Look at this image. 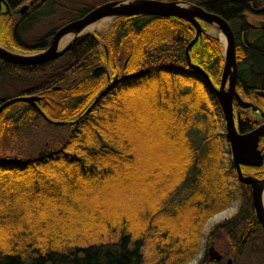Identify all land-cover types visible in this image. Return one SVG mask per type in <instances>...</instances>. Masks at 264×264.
Segmentation results:
<instances>
[{
    "label": "trees",
    "instance_id": "16d2710c",
    "mask_svg": "<svg viewBox=\"0 0 264 264\" xmlns=\"http://www.w3.org/2000/svg\"><path fill=\"white\" fill-rule=\"evenodd\" d=\"M177 1L229 22L236 90L264 111V25L246 18L264 15V1ZM97 5L77 9L70 19ZM194 35L178 17L121 16L110 36L83 34L55 60H0V83L40 79L14 96L44 95L37 106L67 128L65 136L28 154H6L25 127L45 120L23 102L19 111L7 115L15 103L0 114V264H185L195 256L206 220L231 205L242 186L246 197L235 215L212 232L222 230L221 239L239 253L262 230L250 187L227 179L236 169L224 161L229 148L223 149V115L213 90L222 45L202 33L188 60ZM34 45L23 49L43 47ZM251 114L235 105L239 131L260 122ZM261 146L264 151V138ZM255 170L264 177V164ZM259 255L264 264L263 248ZM198 264H207V255Z\"/></svg>",
    "mask_w": 264,
    "mask_h": 264
},
{
    "label": "water",
    "instance_id": "95a60500",
    "mask_svg": "<svg viewBox=\"0 0 264 264\" xmlns=\"http://www.w3.org/2000/svg\"><path fill=\"white\" fill-rule=\"evenodd\" d=\"M1 9V0H0ZM133 15H155V16H174L185 20L195 29V35L189 42L186 52L189 60V50L191 46L198 40L202 33L214 37L223 49V64L218 86H213L224 120V134L229 144L233 164L236 169L238 181L242 184L249 185L251 190V200L254 208L255 216L264 230V208H263V185L264 177L258 178L252 173H243L241 167H261L264 164V151L261 146V140L264 138V111L253 102L244 100L236 90L237 81V60H236V44L234 32L229 22L221 15L207 11L201 6L194 5L185 1L177 0H110L103 2L86 12L81 17L71 20L57 28L51 36L50 43L46 48L30 54H20L11 52L0 45V58L18 65L42 64L55 60L64 54L71 44L80 36L59 48V38L73 30H79L85 25L90 24L104 16H112L114 18L121 16ZM215 24L222 32L225 44L221 43L219 37L206 31V25ZM257 24L264 25V21H258ZM94 36V33H90ZM202 73L209 80L207 74ZM210 81V80H209ZM59 87H54L58 89ZM263 93V92H262ZM264 94V93H263ZM39 96L34 94L16 95L5 99L0 103V114L8 106L23 102L34 105L43 119L51 124H65L66 121L54 120L49 118L35 103L39 100ZM235 105L241 109H250L252 112L260 113L263 122L254 128L241 132L237 129L235 117ZM207 254L215 260L221 258V253L215 248L214 244H210ZM231 262V259H228Z\"/></svg>",
    "mask_w": 264,
    "mask_h": 264
},
{
    "label": "rangeland",
    "instance_id": "374dc122",
    "mask_svg": "<svg viewBox=\"0 0 264 264\" xmlns=\"http://www.w3.org/2000/svg\"><path fill=\"white\" fill-rule=\"evenodd\" d=\"M105 1L106 0H51V2H53L52 5H46L47 3L41 5L42 10H44V12L38 13L35 16H33L31 20L30 29L22 37L24 44L31 45V44H34L36 40L39 38H43V39L47 38L49 36L47 34L50 31L52 30L54 31V29L61 26L67 19L73 16V13L76 12L77 9H80L81 7H84V6H94V5L103 3ZM44 5L46 6L44 7ZM50 6L52 9H50ZM246 18H247V21L254 26L258 25L256 24V22L258 23V21H264V15L262 14L246 13ZM114 23H115L114 17L104 16L94 21L93 22L94 26L91 29L83 33H95L102 38L103 37L106 38L110 36L111 32L113 31ZM205 27L208 28V25H206ZM59 45H60V42H59ZM64 46H61L60 48ZM19 50L21 51V49ZM18 53L30 54L31 52H18ZM38 83H40V79L35 78L34 76H25V79L13 78L8 82H5V83L1 82L0 83V97L14 96L16 91L24 90L27 88L28 89L33 88L35 87V84H38ZM22 107L23 105L21 102L15 104L9 110L7 115L19 111ZM251 118H253L254 120L262 119L260 115L254 116L253 112L251 114ZM36 121H37L36 125L30 124V127L29 125L25 127V129L23 130L21 139H17V140L15 139V143H13L10 146L11 149H9L6 152V154H9L10 152L13 153V152L21 151L22 155H25L34 149H38V146L41 147L42 145L44 146L45 144H48L49 142L52 141L51 139L56 141L58 138L63 137L67 134L66 127H59L58 125H49L43 120H36ZM122 123L127 124L128 122L124 120ZM219 124H220L219 126L220 132L222 134L225 133L223 118L222 119L220 118ZM221 137H222V142H223V149L225 146L226 148H229L228 142L226 141V137L224 135H222ZM4 143H7V139L5 140ZM226 152L227 154H226V157L224 158V161L227 162V166H229L232 162L230 149H228ZM227 179L229 182H231L233 186H237L238 178L234 170L228 174ZM239 192L240 194L234 195L231 201V205H229L227 208L231 207V208L238 209L239 204H241L244 200V197H246V188L244 186L240 187ZM99 195L100 197L104 196V194H101V193H99L98 196ZM108 197H111V195H108ZM133 210H136V209H133ZM219 212H216L215 214L210 216L204 223V226L201 230V236H200L198 249L195 253V256L189 259L185 264H191L193 260H196V264H198L199 260H201V258L203 259V256H205L207 247L211 241L214 242L216 248L224 255V260L222 261L221 264H225L224 262L227 257H231L233 259V264H261L259 249L261 248L264 249V245H263L264 244V232L260 228L257 229V233L252 238H250L251 242L247 243L243 247L242 251L237 253L235 252V248L232 247V245L228 241L221 239V237L223 236L222 230L216 229L215 231L212 232V229L215 227L216 224H219V223H222L228 220L226 219V220L221 221V217L219 219L213 220V217H215L216 214ZM216 221H221V222H216ZM229 253H232V255L229 256L228 255Z\"/></svg>",
    "mask_w": 264,
    "mask_h": 264
},
{
    "label": "flooded vegetation",
    "instance_id": "af4514ba",
    "mask_svg": "<svg viewBox=\"0 0 264 264\" xmlns=\"http://www.w3.org/2000/svg\"><path fill=\"white\" fill-rule=\"evenodd\" d=\"M52 3L53 2H51V0H1L0 45L3 48H5L11 52H14V53L15 52H31L32 53V52L40 51V50H43L44 48H46L47 46H44L46 44V40L43 38H42L43 40L41 38H39L36 40V42L34 44H36V43L43 44V47L41 49H33L31 51H27V50L24 51L23 48L25 46H35V45L34 44H31V45L24 44L22 37L30 29L31 20H32L33 16H35L38 13L44 12V10H42L41 5H43V4L52 5ZM46 5H44V7ZM50 9H52L51 6H50ZM69 19H67L62 25H64L65 23H67L71 20H74L76 18L70 19V20ZM256 26H261V25H256ZM59 27H57V28H59ZM56 29H54V31ZM54 31L52 32V34L54 33ZM52 34L50 35V37L47 38L49 43H50V39H51ZM19 49H21V51ZM0 60L3 62H7L1 58H0ZM7 63L15 65V63H10V62H7ZM37 96L42 98L44 95L41 94V95H37ZM41 100H44V98H42ZM260 123H261V121L259 123H257L255 126H257ZM255 168H258V167L243 166L242 171H243V173H252L255 175V172H258V170H255ZM258 178H261V177L259 176ZM246 186H249V185H246ZM212 243L214 244L213 241L210 242V244H212ZM209 245H208V247H209ZM214 246H215V244H214ZM208 247H207V250H208ZM215 248H216V246H215ZM207 250H206L205 255H207L208 264H221L222 263V261L224 260V255L218 249L217 250L221 253V258L218 260H215L212 257H210L207 254ZM228 259H231V262H228ZM224 263L225 264H233V259L231 257H227L225 259Z\"/></svg>",
    "mask_w": 264,
    "mask_h": 264
},
{
    "label": "bare ground",
    "instance_id": "6f19581e",
    "mask_svg": "<svg viewBox=\"0 0 264 264\" xmlns=\"http://www.w3.org/2000/svg\"><path fill=\"white\" fill-rule=\"evenodd\" d=\"M93 26L94 25H93V22H92L90 24L85 25L83 28H81L79 30L69 31V32L63 34L59 38V42H60L59 48L61 46H64L65 44H68L69 42H71L74 39V37H76L77 35H79V34L85 32V31L91 29ZM206 29H207L206 31L209 32L210 34L219 37L220 40H221V43L225 44L224 36H223L222 32L220 31V29H219V27L217 25H215V24H209L208 25V28L206 27ZM253 114H254V116L260 115V113H258V112H254ZM260 121L263 122L262 119ZM262 196H263V208H264V185H263ZM219 218H220V216H217V215L215 216V220L216 219H219Z\"/></svg>",
    "mask_w": 264,
    "mask_h": 264
},
{
    "label": "clouds",
    "instance_id": "9594fccd",
    "mask_svg": "<svg viewBox=\"0 0 264 264\" xmlns=\"http://www.w3.org/2000/svg\"><path fill=\"white\" fill-rule=\"evenodd\" d=\"M237 209L235 208H226L224 210H222L221 212L217 213V216L221 217V221L222 220H226V219H230L233 215H235ZM213 220H215V217H213ZM221 221H216V222H221ZM191 264H196V260H193L191 262Z\"/></svg>",
    "mask_w": 264,
    "mask_h": 264
}]
</instances>
